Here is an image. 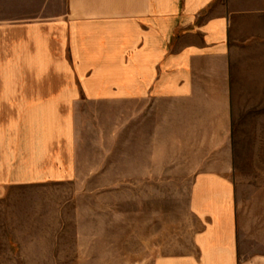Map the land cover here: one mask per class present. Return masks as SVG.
<instances>
[{
	"label": "crops",
	"instance_id": "crops-1",
	"mask_svg": "<svg viewBox=\"0 0 264 264\" xmlns=\"http://www.w3.org/2000/svg\"><path fill=\"white\" fill-rule=\"evenodd\" d=\"M27 1L0 0V264H71L120 152L149 264H264V0Z\"/></svg>",
	"mask_w": 264,
	"mask_h": 264
},
{
	"label": "rangeland",
	"instance_id": "rangeland-1",
	"mask_svg": "<svg viewBox=\"0 0 264 264\" xmlns=\"http://www.w3.org/2000/svg\"><path fill=\"white\" fill-rule=\"evenodd\" d=\"M58 6V0H53L51 3L46 0H28L19 7L8 6L7 9L2 10L6 12L9 9L25 18H39L54 15ZM115 154L117 158L112 156L110 160L103 162L105 165L102 169V183H100L102 186L99 187L100 184L95 183L93 179H87L86 201L91 208L90 216H94L90 217V220L96 225L94 227L93 224L91 225L92 240L89 244L71 245L73 247L69 255L71 264H149L150 262L151 256L148 253L146 238L136 237L143 218V216L140 218V213L143 215L144 210L143 192L141 189L136 191L128 189L125 161L118 158L121 152ZM90 188L95 190L90 191ZM96 205L99 207V232ZM101 205L103 210L100 209ZM84 246L85 251H81V247ZM0 250L1 253L7 252L4 249Z\"/></svg>",
	"mask_w": 264,
	"mask_h": 264
}]
</instances>
